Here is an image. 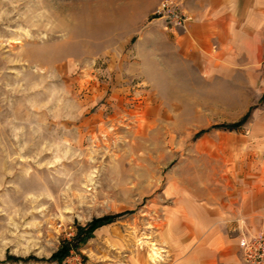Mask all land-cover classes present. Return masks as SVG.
Returning a JSON list of instances; mask_svg holds the SVG:
<instances>
[{
    "label": "rangeland",
    "instance_id": "obj_1",
    "mask_svg": "<svg viewBox=\"0 0 264 264\" xmlns=\"http://www.w3.org/2000/svg\"><path fill=\"white\" fill-rule=\"evenodd\" d=\"M162 1L0 0V264H184L207 246V196L237 264L236 238L264 233L227 217L264 154V45L233 76L203 79L154 19ZM258 22L249 37L264 44ZM250 106L253 127L195 137Z\"/></svg>",
    "mask_w": 264,
    "mask_h": 264
},
{
    "label": "crops",
    "instance_id": "obj_2",
    "mask_svg": "<svg viewBox=\"0 0 264 264\" xmlns=\"http://www.w3.org/2000/svg\"><path fill=\"white\" fill-rule=\"evenodd\" d=\"M177 1L192 16L188 30H172L178 38L177 55L199 68L203 79H213L220 75L233 76L236 69L234 66L249 65L254 59H258L264 44H258L257 37L251 40L249 35L259 31L258 19L264 16V0ZM216 58H220L222 63L218 64ZM254 115L256 117L258 114ZM246 123L240 128L253 127L252 122ZM241 135L244 136V133ZM255 160L256 162H252L251 167L245 171L243 180L236 186L235 194L239 196L235 200L239 203L227 213V217L239 224L243 221L247 225L262 226L264 154ZM207 199L209 201L206 204H200L196 208L199 209L196 214L200 217V231L204 234L201 239L207 246L201 245L189 251V248L184 249L188 251L184 264H237L240 260L238 251L235 254L233 250L223 248L224 241L218 236V217L222 208L213 203L212 197L207 196ZM192 218L191 212L184 213L188 225L192 224ZM240 237L241 235L236 238L238 243ZM238 250L240 251V248Z\"/></svg>",
    "mask_w": 264,
    "mask_h": 264
},
{
    "label": "built area",
    "instance_id": "obj_3",
    "mask_svg": "<svg viewBox=\"0 0 264 264\" xmlns=\"http://www.w3.org/2000/svg\"><path fill=\"white\" fill-rule=\"evenodd\" d=\"M154 19L163 20L169 30H188L192 16L175 0H163L154 11ZM244 264H264V233L240 237Z\"/></svg>",
    "mask_w": 264,
    "mask_h": 264
},
{
    "label": "trees",
    "instance_id": "obj_4",
    "mask_svg": "<svg viewBox=\"0 0 264 264\" xmlns=\"http://www.w3.org/2000/svg\"><path fill=\"white\" fill-rule=\"evenodd\" d=\"M261 100H264V94L261 97ZM255 108V106H251L249 111L238 121L236 122H231V123H221V124H214L213 126H211L210 128L207 129H202L199 132L196 133L195 137H200L201 135H203L204 133H206L209 129L212 128H218V129H224V130H236L239 129L244 123H246L248 121V119L251 116L252 110ZM112 217L111 216H105V217H101V218H97L95 220H93L92 222L89 223V227L92 230L97 229L99 226H101L102 224L106 223L107 221H109ZM71 251V248L69 247H62L58 250V252H56L51 259L52 260H58V261H62L63 259H65V257L68 256V253Z\"/></svg>",
    "mask_w": 264,
    "mask_h": 264
},
{
    "label": "bare ground",
    "instance_id": "obj_5",
    "mask_svg": "<svg viewBox=\"0 0 264 264\" xmlns=\"http://www.w3.org/2000/svg\"><path fill=\"white\" fill-rule=\"evenodd\" d=\"M156 247V246H155ZM153 247L152 248V253L150 254V257L153 259V260H156L157 258L160 257V251L158 248H155ZM151 251V250H150ZM158 261V259H157ZM160 261V260H159Z\"/></svg>",
    "mask_w": 264,
    "mask_h": 264
}]
</instances>
